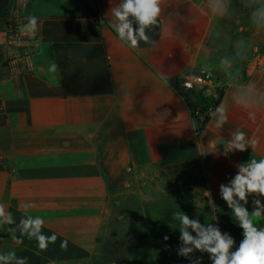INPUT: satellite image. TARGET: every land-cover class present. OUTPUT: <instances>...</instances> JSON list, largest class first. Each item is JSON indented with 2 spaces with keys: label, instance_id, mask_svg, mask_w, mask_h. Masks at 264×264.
Returning a JSON list of instances; mask_svg holds the SVG:
<instances>
[{
  "label": "crops",
  "instance_id": "1",
  "mask_svg": "<svg viewBox=\"0 0 264 264\" xmlns=\"http://www.w3.org/2000/svg\"><path fill=\"white\" fill-rule=\"evenodd\" d=\"M121 2L0 0V205L15 220L0 223L3 264H213L184 244L176 213L211 223L234 239L232 251L244 238L221 185L264 158V65L230 85L203 128L176 87L209 70L207 7L160 0L148 41L131 48L114 28ZM15 15L36 18L41 52L32 72L9 66ZM237 131L257 143L228 150ZM256 200L264 206L255 193L240 203L251 214ZM28 216L56 235L46 249L21 235ZM251 218L264 228V215ZM185 247L193 250L182 254Z\"/></svg>",
  "mask_w": 264,
  "mask_h": 264
},
{
  "label": "clouds",
  "instance_id": "2",
  "mask_svg": "<svg viewBox=\"0 0 264 264\" xmlns=\"http://www.w3.org/2000/svg\"><path fill=\"white\" fill-rule=\"evenodd\" d=\"M159 5L160 0H122L120 6L113 10V15L119 22L114 26L119 39L127 41L131 48H136L139 40L147 42L145 29L156 24L161 12ZM129 17L134 18L139 25L138 28L133 27ZM28 24L35 25L36 18L29 17ZM256 143L255 140L249 141L244 132L237 131L232 140L227 142V148L230 151L243 152L248 146H254ZM253 193L264 196V158L251 159L247 164H241L238 174L231 181V186L221 185L222 198L232 209L239 226L243 229L244 238L239 247L232 251L235 244L234 239L222 234L211 223L202 225L190 219L187 214L176 213L174 219L179 221L178 228L184 244L209 253L213 264H264V228L258 229L251 218L264 215V206L256 200L257 208L250 214L247 208L240 203L242 201L246 204L248 195ZM205 196H210V193L205 192ZM209 203L213 202L209 200ZM0 223H15L12 214L6 212L3 205H0ZM43 225L44 221L40 217L28 216L19 221L21 235L36 239L41 250L46 249L49 243H54L57 239L55 234L44 235ZM189 228L196 232V236L189 232ZM66 244L65 241L61 246L66 247ZM192 250V247H185L182 254L186 255ZM11 256L16 259L14 254ZM4 260L5 256H0V264H3ZM16 264H25V261L19 259Z\"/></svg>",
  "mask_w": 264,
  "mask_h": 264
},
{
  "label": "rangeland",
  "instance_id": "3",
  "mask_svg": "<svg viewBox=\"0 0 264 264\" xmlns=\"http://www.w3.org/2000/svg\"><path fill=\"white\" fill-rule=\"evenodd\" d=\"M199 1L214 21L207 63L217 79L233 85L264 65V0Z\"/></svg>",
  "mask_w": 264,
  "mask_h": 264
},
{
  "label": "built area",
  "instance_id": "4",
  "mask_svg": "<svg viewBox=\"0 0 264 264\" xmlns=\"http://www.w3.org/2000/svg\"><path fill=\"white\" fill-rule=\"evenodd\" d=\"M26 4L31 0H17ZM6 39L9 46V66L14 73L32 72L35 70L36 58L41 52V41L37 23L28 24V18L15 15L7 23ZM176 89L187 101L197 97L205 103L203 106H193V118L205 126L219 107L225 92L230 85L217 79L209 70L189 72L178 80ZM207 102V103H206Z\"/></svg>",
  "mask_w": 264,
  "mask_h": 264
},
{
  "label": "trees",
  "instance_id": "5",
  "mask_svg": "<svg viewBox=\"0 0 264 264\" xmlns=\"http://www.w3.org/2000/svg\"><path fill=\"white\" fill-rule=\"evenodd\" d=\"M196 101V102H195ZM195 101L193 100V98H188L187 99V104H188V106L192 109L193 108V106L195 107V106H203V107H205V103L201 100V98H199V97H197L196 99H195ZM207 103V102H206ZM218 106L220 105V102L217 104ZM203 128H204V126H203Z\"/></svg>",
  "mask_w": 264,
  "mask_h": 264
}]
</instances>
